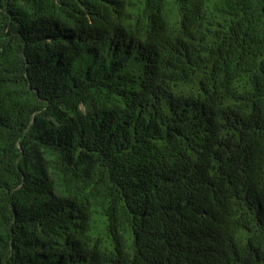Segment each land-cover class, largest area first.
I'll use <instances>...</instances> for the list:
<instances>
[{
	"label": "trees",
	"instance_id": "1",
	"mask_svg": "<svg viewBox=\"0 0 264 264\" xmlns=\"http://www.w3.org/2000/svg\"><path fill=\"white\" fill-rule=\"evenodd\" d=\"M0 264H264V0H0Z\"/></svg>",
	"mask_w": 264,
	"mask_h": 264
}]
</instances>
